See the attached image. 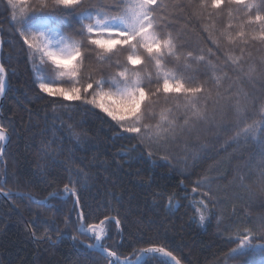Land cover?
I'll return each mask as SVG.
<instances>
[{
  "label": "trees",
  "instance_id": "1",
  "mask_svg": "<svg viewBox=\"0 0 264 264\" xmlns=\"http://www.w3.org/2000/svg\"><path fill=\"white\" fill-rule=\"evenodd\" d=\"M165 3L169 7L160 13L167 25L163 31L180 36L178 44L184 45L177 52L181 60H173L169 68L178 70L182 78L191 77L188 86L203 87L199 100L210 114H219L225 103H235L242 89L256 98L253 114L246 123L259 120L264 82L250 81L246 75L250 65L257 71L264 68V42L252 38L259 25L247 24L244 10L235 5H225L219 11H200L199 0ZM93 5L117 10L115 0H85L76 12L62 11L58 15L70 25L64 27L66 35L81 39L78 13ZM21 7L26 8L24 18L31 23L36 18L33 9L39 7V0H28L27 6L18 5L17 18ZM90 10L95 14V8ZM49 11L50 7L45 9ZM12 16L13 9L7 0H0L1 63L8 80L0 125L9 135L4 158L0 160V186L8 197L6 200L0 195V264H109L106 254L89 247L94 239L81 234L75 195L64 193L66 184L76 189L84 227L98 224L105 217L120 220V227L114 221L105 225L107 237L103 244L121 259L133 258L149 246H161L182 264H264V239L259 238L264 196L258 191L250 192L240 180L243 177V184L255 189L264 161L258 143L241 138L239 144H226L235 129L217 134L209 123L207 130L201 126L191 133L185 131L166 145L157 146L145 140L136 151L123 155L139 141L128 139L131 134H124L105 113L39 89L40 74L33 70L29 49L19 34L21 25L14 24ZM241 30L245 32L243 38L236 36ZM228 34L234 37L233 42L228 41ZM210 41H215L219 51ZM86 51L89 59L77 78L60 76L49 62H45L42 75L53 81L54 87L70 88L86 86L92 82L89 76L94 80L116 71L107 63L98 65L94 49ZM189 51L205 56L217 70L214 72L208 63L185 59ZM124 55L121 53L118 58L123 61ZM229 57L240 60L234 65ZM34 59L36 64L40 63L38 54ZM144 71L154 74L151 65ZM216 77H221L219 83ZM155 86L153 83L152 87ZM217 92L224 99L218 101ZM164 99L161 94L144 107L158 113L160 107H174L184 100L178 94H170L167 104ZM177 115L182 122V110ZM156 119L158 116L146 118L144 123L155 124ZM73 133L79 134V140ZM201 144L206 150L194 162L191 152L199 150ZM149 151L153 153L151 157ZM77 169L87 173L86 184L82 176H77ZM204 177L211 178L210 188L197 185ZM193 188L197 191L193 192ZM49 193L57 195L50 197ZM172 193L176 194L178 204L169 208L168 197ZM202 193L215 197L203 223L196 212V201L206 199ZM245 230L258 237L252 240L254 247L243 255L233 254ZM160 261V256L151 255L140 264Z\"/></svg>",
  "mask_w": 264,
  "mask_h": 264
},
{
  "label": "snow or ice",
  "instance_id": "2",
  "mask_svg": "<svg viewBox=\"0 0 264 264\" xmlns=\"http://www.w3.org/2000/svg\"><path fill=\"white\" fill-rule=\"evenodd\" d=\"M85 0H39V7L33 9V15L36 17L29 23L24 17L26 8L21 7L20 16L17 18L15 9L18 5L27 6L28 0H7V5L13 9L12 20L14 24H20V36L29 49V59L33 60V70L40 80L39 89L52 96H60L65 100L81 102L85 105H91L106 114L115 125L128 135V139H137L139 144L123 152L128 156L131 152L136 151L137 147L143 145L147 140L150 144L157 146L169 144L178 135L187 131L191 133L210 123L217 130L227 131L230 128L235 129L234 134L229 141L225 143L239 144L241 138L248 140L251 138L261 146V153L264 154V103L259 107V120H253L247 124L246 121L253 114L255 108V97H250L248 93L241 89L238 93L239 98L235 103H225L221 105L219 114L216 112L209 113L200 103L199 95L204 92L202 86H188L192 83V78H182L177 74L178 70L169 68V63L173 60L180 61L181 56L177 55L178 49L184 47L178 44L180 36L174 35L171 31L164 32L165 17L160 13L165 12L169 7L165 0H115L116 11L110 10L111 6H90L95 8V14L90 8H83L78 13L79 35L81 39L77 40L68 36L64 32L65 26L68 25L67 19L58 15L62 11L76 12L82 8ZM225 5H235L238 9L244 10L246 23L259 25V31L253 35V39L264 42V0H199L198 10L219 11ZM51 8V11L45 12V9ZM229 17L232 13L229 9ZM231 27V25H229ZM243 27V26H241ZM237 37L243 38V30L236 33ZM229 42L234 41L231 34L227 35ZM213 47L219 48L215 41H210ZM95 50V60L98 65L103 66L107 63L109 68L114 67L115 72L108 76L101 75L98 79L86 84V86H72L70 88L54 87V82L47 80L42 75L45 62H49L58 71L60 76H68L73 79L78 77L81 67L85 60L89 59L86 49ZM124 53V59L121 61L118 57ZM39 55L40 63H35V56ZM208 55L212 53L209 50ZM116 57V59H113ZM185 59L208 63V66L215 72L216 65L205 60V56H196L193 52H187ZM232 64H238L239 57H229ZM151 65L154 74L146 72L144 69ZM187 67V65H185ZM103 71V68H101ZM242 71V69H238ZM248 79L259 80L264 82V68L257 71L254 65H250L246 73ZM7 70L3 64H0V96L7 88ZM221 77H216L217 83ZM47 80V82H45ZM155 83V88L152 84ZM163 94L164 104L168 103L170 94L183 96V104L177 103L174 107L162 106L156 113L151 108L145 109V105L153 98H158ZM211 95V93H209ZM217 100L224 99L220 93H216ZM182 110L183 120L179 121L177 113ZM156 119L155 124L144 123L146 118ZM241 125H244L241 127ZM79 140V134L73 133ZM8 139L7 130L0 125V142ZM4 144L0 143V153L3 152ZM206 150V146L201 144L199 150L194 149L191 152L193 161L201 159L200 153ZM153 153L148 152L151 157ZM167 161V156L161 157ZM77 176L83 177L84 184L87 183V173L82 169L75 170ZM243 177H240L241 185L250 192L258 191L264 196V161L258 180L255 182L256 187L243 184ZM183 183V181H181ZM200 187L211 186L212 180L209 177L196 182ZM4 189L0 186V192ZM64 193L76 195V189L64 186ZM193 192L197 189L193 188ZM57 193H49L50 197H55ZM175 193L168 197V207L172 208L178 204L175 200ZM206 199L196 201L199 205L196 212L199 221L203 223L211 212L209 203L215 197L208 193H202ZM207 201V202H206ZM37 203H44L36 201ZM78 203V199H77ZM79 217L84 219V213L80 212ZM119 227L120 220L116 218L105 217L98 224H88L85 229L81 225V234H91L96 243L89 245L91 248L98 249L102 254H106L109 264H128L127 259L121 260L117 252L111 251L104 247L103 240L107 237L105 225L109 222ZM260 236L264 239V217L260 220ZM45 235H47L45 233ZM50 238V237H49ZM247 230L236 249L232 250L233 254L243 255L244 251L254 247L252 240L257 239ZM143 253H151L161 257L160 264H180V261L164 247L152 246L141 250Z\"/></svg>",
  "mask_w": 264,
  "mask_h": 264
},
{
  "label": "water",
  "instance_id": "3",
  "mask_svg": "<svg viewBox=\"0 0 264 264\" xmlns=\"http://www.w3.org/2000/svg\"><path fill=\"white\" fill-rule=\"evenodd\" d=\"M1 50H2V40L0 38V64H2L1 63ZM6 80H7V76H6ZM7 88H8V80H7ZM7 88H6V90H7ZM4 97H5V93L2 96H0V109H1V106H2V104L4 102ZM7 135H8V133H7ZM8 139H9V135H8ZM8 139L6 141L2 142L4 144V149H3V152L0 153V160H3V158H4V152H5L6 147H7ZM0 195L2 197H4L6 200H8V197H7V194L6 193L0 192ZM75 203L77 205L78 214H79L81 212V210H80L79 202L77 203V199L76 198H75ZM82 224L84 225V220H81L80 228H81V225ZM119 227H120V225H119ZM86 228L87 227H85V229ZM87 235L91 236L90 233L87 234ZM95 243H96V241H95ZM149 247H152V246H149ZM149 247H146V248H149ZM159 247H161V246H159ZM146 248H143V249H146ZM143 249H141V250H143ZM141 250L133 258H131V259L130 258H127L128 264H140L148 256L154 255V254H151V253H143ZM121 260H123V259H121ZM180 264H182V263L180 262Z\"/></svg>",
  "mask_w": 264,
  "mask_h": 264
},
{
  "label": "bare ground",
  "instance_id": "4",
  "mask_svg": "<svg viewBox=\"0 0 264 264\" xmlns=\"http://www.w3.org/2000/svg\"><path fill=\"white\" fill-rule=\"evenodd\" d=\"M42 202H44V201H42Z\"/></svg>",
  "mask_w": 264,
  "mask_h": 264
}]
</instances>
